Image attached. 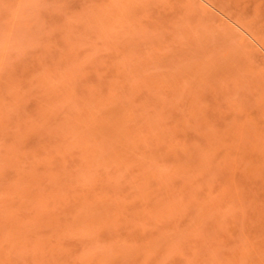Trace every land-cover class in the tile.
<instances>
[{
	"label": "rangeland",
	"instance_id": "rangeland-1",
	"mask_svg": "<svg viewBox=\"0 0 264 264\" xmlns=\"http://www.w3.org/2000/svg\"><path fill=\"white\" fill-rule=\"evenodd\" d=\"M0 264H264V0H0Z\"/></svg>",
	"mask_w": 264,
	"mask_h": 264
}]
</instances>
